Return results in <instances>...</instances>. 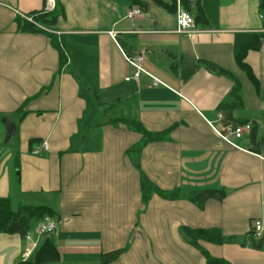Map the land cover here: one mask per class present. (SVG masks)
Instances as JSON below:
<instances>
[{"label":"crops","instance_id":"crops-1","mask_svg":"<svg viewBox=\"0 0 264 264\" xmlns=\"http://www.w3.org/2000/svg\"><path fill=\"white\" fill-rule=\"evenodd\" d=\"M49 31L20 32L17 20L45 15V0H0V199L44 206L56 215L50 238L58 260L43 264H207L181 234V227L217 228L221 245L201 242L228 264H264V239L251 223L264 224V25L261 0H55ZM196 20L189 35L176 33V9ZM58 8V10H56ZM141 15L127 20L128 10ZM47 14V13H46ZM32 18V19H33ZM109 33H114L112 39ZM61 48L64 58L54 47ZM124 54L145 57L142 75ZM248 65L253 86L240 69ZM209 62L235 76L242 107L231 117L252 126L233 148L220 138L227 125L217 107L232 100L233 81L208 71ZM195 67L187 79L184 73ZM14 115L13 119L11 116ZM2 118L15 126L5 142ZM137 121L166 140L126 154L139 134ZM12 137L19 141L9 145ZM48 151L34 156L41 142ZM139 165L137 170L133 161ZM140 172L163 192L182 197L222 191L202 209L188 201L151 195L143 203ZM36 247L19 234H0V264L33 261ZM256 239V240H255ZM119 252L113 261L102 257Z\"/></svg>","mask_w":264,"mask_h":264},{"label":"trees","instance_id":"trees-1","mask_svg":"<svg viewBox=\"0 0 264 264\" xmlns=\"http://www.w3.org/2000/svg\"><path fill=\"white\" fill-rule=\"evenodd\" d=\"M261 10H264V0H261L260 5ZM58 10V8L56 9ZM54 13H47L45 15L35 16L36 23H39L44 26L51 27L54 25L55 19ZM51 18V19H47ZM196 20H200V16L196 17ZM194 19V22L196 21ZM34 23V22H32ZM29 23L25 20H17V29L20 32H39V30L35 29L34 25ZM54 47L57 48L60 59L64 58V54L59 47V45L53 40ZM238 59V65L241 70H243L250 82L253 86L258 90L259 85L257 79L251 72V69L248 65H246L242 59ZM201 65L204 66L208 71L216 73L221 76H225L233 81V88L231 90V97L232 100L229 103H221L217 107V112L221 115V123L227 125L226 127H233L238 125L246 124L245 121H234L231 117L232 113L235 110H238L242 107V99L240 96L241 85L239 80L233 76L228 71L219 68L209 62H201ZM197 67L194 69L185 72L184 78L187 79L190 75H192ZM264 98V94L262 95ZM124 125L127 129L137 133L141 137V141L139 144L131 147L126 151V154L130 157L136 156L139 157L141 151L145 145L151 142H162L166 140V134H151L144 129L141 123L137 121H127L125 120ZM251 144L254 150H257L261 144L264 143V136L259 140L256 141V131H251ZM32 150V149H31ZM31 152V151H30ZM134 167L139 170V165L133 161ZM140 171V170H139ZM140 191H141V199L143 203H147L150 199L151 195L155 194L161 199L164 200H179L181 198H186L191 203L195 204L199 209H202L205 202L209 199H216L222 200L224 197V192L222 191H202L199 193H193L188 195L187 197H182L178 191L174 192H163L155 187L152 183H150L147 178L140 172ZM55 213L49 209L48 207L44 206H21L13 204V202L9 199H0V234H19L21 236H25L26 233L29 232L30 224L34 221H41L44 217H48L53 219L55 217ZM181 234L187 240V242L195 249H197L201 255L205 258L207 264H228L222 259H215L209 255V253L201 248L200 243L205 242L213 245H221L224 243L225 239L221 233V231L217 228H197L191 229L188 227H181L180 228ZM249 233L252 236L251 230L249 228ZM264 246V239L257 245V247ZM119 255V252H115L106 256L102 257L103 263H107L116 259ZM33 261H26L23 264H43L48 262H55L58 260V252L50 240V238L45 237L40 247L35 251Z\"/></svg>","mask_w":264,"mask_h":264},{"label":"built area","instance_id":"built-area-1","mask_svg":"<svg viewBox=\"0 0 264 264\" xmlns=\"http://www.w3.org/2000/svg\"><path fill=\"white\" fill-rule=\"evenodd\" d=\"M56 8V3L55 0H45V10L44 13H50L54 11ZM142 13L141 10L139 9H131L128 10L125 18L127 20H132L138 16H140ZM259 19L263 22L264 25V14L260 13L259 14ZM25 21L32 23V17H27L25 18ZM194 18L192 15L189 13V11L185 10L182 7H178L176 9V33L179 35H189L191 34L195 28H194ZM110 37L112 39L115 38L114 33H109ZM124 59L127 62L128 66L132 69V74L125 79L126 82L128 81H134V82H139V79L142 75L147 76L152 80V84L154 87L157 86H163V84L147 73L144 68L143 64L145 61V57L142 54L136 55V56H128L124 54ZM226 131L224 133H219L220 138L228 143L231 147L239 149V147L236 145V142L243 138L245 135L249 134V132L252 129V126L248 123L243 124V125H238V126H233V127H227L225 128ZM48 151V144L44 141L41 142L40 144L36 145V147H33L31 150V154L34 156H40L41 153ZM55 230V225L51 221L50 218L44 217L41 221L38 222V227L36 230V234L38 238H44ZM250 230L252 233V237H261L264 235V224L261 220H254L251 223ZM26 242L29 243L30 249L26 251L25 255L26 257L29 256L31 251H33L36 247V242L32 239L30 232L26 233V235L23 237Z\"/></svg>","mask_w":264,"mask_h":264},{"label":"rangeland","instance_id":"rangeland-1","mask_svg":"<svg viewBox=\"0 0 264 264\" xmlns=\"http://www.w3.org/2000/svg\"><path fill=\"white\" fill-rule=\"evenodd\" d=\"M260 13H262V12H260ZM259 13V14H260ZM264 14V13H263ZM41 15H39V17H40ZM259 16V15H258ZM33 18V17H32ZM35 19H37L36 17H34L32 20H33V22L34 23H32L33 25H34V27H35V29H37V30H42L43 28H45V29H47L48 31H49V29L51 28V27H49V26H44V25H41V24H39V23H36L35 22ZM47 19H51V18H47ZM43 27V28H42ZM45 29H43V30H45ZM13 119L15 118V116L14 115H12L11 116ZM2 119H4V118H2ZM1 122H2V120H1ZM9 145H16L17 146V148H19V141H18V139L16 138V137H12V140H11V142H9ZM30 227H32V231H34L35 230V234H36V230H37V227H38V221H34V222H32L31 224H30ZM30 234L32 235V233L30 232ZM36 238L37 239H41V238H38V236H37V234H36ZM256 240V239H255Z\"/></svg>","mask_w":264,"mask_h":264},{"label":"water","instance_id":"water-1","mask_svg":"<svg viewBox=\"0 0 264 264\" xmlns=\"http://www.w3.org/2000/svg\"><path fill=\"white\" fill-rule=\"evenodd\" d=\"M2 123L5 125V142H8L11 136L14 135L15 126L8 119H2Z\"/></svg>","mask_w":264,"mask_h":264}]
</instances>
